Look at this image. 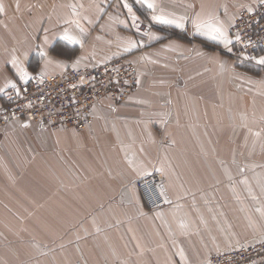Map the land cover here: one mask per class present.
I'll return each instance as SVG.
<instances>
[{
	"label": "crops",
	"instance_id": "crops-1",
	"mask_svg": "<svg viewBox=\"0 0 264 264\" xmlns=\"http://www.w3.org/2000/svg\"><path fill=\"white\" fill-rule=\"evenodd\" d=\"M260 1L157 3L189 16L204 3L227 22ZM73 3L84 5L78 9L83 48L57 37L65 27L79 34L75 24L60 23ZM0 4V28L10 29L0 30V87L9 79L22 82L13 55L30 74L45 69L39 46L67 65L50 64L47 73L64 71L80 57L83 65L122 54L139 68L136 92L123 103L99 101L87 129L0 131V264H185L181 248L186 264H205L213 253L264 240V217L255 210L264 205V84L257 83L264 81V67L234 61L222 44L197 34L191 21L183 30L153 22L151 11L136 2L139 31L120 0ZM96 5L105 11L98 14ZM149 31L160 39L150 40ZM129 39L140 46L125 52ZM125 152L152 174L163 164L171 204L148 208L136 186L144 176L128 166Z\"/></svg>",
	"mask_w": 264,
	"mask_h": 264
},
{
	"label": "built area",
	"instance_id": "built-area-1",
	"mask_svg": "<svg viewBox=\"0 0 264 264\" xmlns=\"http://www.w3.org/2000/svg\"><path fill=\"white\" fill-rule=\"evenodd\" d=\"M252 9V12H248L246 7L240 9L234 26L230 28L233 45L228 53L240 63L250 62L241 61V52L248 55H262L264 52V2L261 0ZM237 33L240 41L235 40ZM40 72L33 76L39 77ZM81 76L84 77L83 82L80 81ZM137 81V65L125 56L97 65L70 67L60 73H46L43 83L33 79L20 85L19 96L11 90L0 97V128L14 122L40 121L50 127L87 129L94 123V107L103 97L122 101L137 88ZM162 181L163 176L159 173L136 181L149 209L155 210L166 204L159 196ZM205 264H264V240L242 242L230 250L213 253Z\"/></svg>",
	"mask_w": 264,
	"mask_h": 264
},
{
	"label": "snow or ice",
	"instance_id": "snow-or-ice-1",
	"mask_svg": "<svg viewBox=\"0 0 264 264\" xmlns=\"http://www.w3.org/2000/svg\"><path fill=\"white\" fill-rule=\"evenodd\" d=\"M122 2H123V7L127 10V14L131 19V26L134 27L137 31H139L140 29V25L138 23L139 17L136 15L135 11L133 10L132 4L129 3L128 0H122ZM135 2L143 5L144 7H146L147 9L151 11L152 13L151 20L153 22L162 24V25L174 26L177 29L183 30L186 28L187 23L191 21L192 27L197 34H199L200 36L207 37L208 39L212 41H217L220 44H222L229 52L232 51L231 46L233 45V39L230 36L229 29L234 26V21L236 19L235 17H229V20L226 22L220 18L219 9L210 8L204 3L200 4L199 11H193L192 15L189 16L187 14L177 15L174 12H167L165 11L164 8L159 6V4L157 3V0H135ZM262 2H264V0H262ZM67 7L70 10L69 14L65 16V18L62 21H60V23L64 25L75 24L77 28L79 29V34H75L72 32L71 28L65 27L63 28L62 32L57 34V37L61 41L66 42L68 45H71V46L79 45L80 48H83L84 47V36L86 35V33L83 28L79 27V20L81 18V12L78 9H83L84 5L83 4L77 5L73 3V4L67 5ZM186 7L188 9H195L196 5L188 4ZM245 7H247L248 12L253 11V9L250 6H245ZM96 9H97L98 14H102L105 11V9L101 7L100 5H96ZM223 10H224L225 15H227V6H223ZM3 12H4V6L3 4H0V13H3ZM82 18L84 20H87L89 23H92V20L89 19L88 16L85 15ZM120 23L126 24V22L123 20H121ZM45 32H47V29H45ZM144 35L148 36L150 40L160 39L159 36H157L155 33L151 31L145 32ZM240 39H241L240 34L237 33L235 36V40L240 41ZM50 43L51 41L49 40L48 36L45 35L44 44L48 45ZM124 43H125V46H124L125 52L130 51L131 49H134L140 46L138 45L136 41L131 40V39L125 41ZM249 43H251V41H249ZM37 54L41 57L42 60H44V64H45V69L41 70V72L39 73V77H34L33 75H31L30 72L26 68H24L23 64L18 60V58L15 55L12 56L11 64L16 68V71L19 74V79L23 81L25 84L30 82L33 79H38L40 83H43L44 78L46 76L47 66L50 64L55 63L56 66L61 69H64L67 67V65L63 61H57V60L51 59L48 55V52L45 51V48L43 46L38 47ZM24 55L25 57H27L28 53L25 52ZM240 58H241V61H250V62L255 63L258 66L264 67V55H248L246 52H241ZM82 59H85V57H80L76 59L72 63L71 67L73 69L78 68ZM141 59H147V57H142ZM220 66H221V69L224 68L223 64H221ZM83 80H84V77L81 76L80 81L83 82ZM252 82L253 81L249 80V83H252ZM137 83H139V81H137ZM257 83L264 84V81H257ZM72 86L76 87V85H72ZM8 88L15 90L17 96L20 95V88L17 86V83L15 81L11 79L6 80L4 86L0 87V93L5 92V90ZM73 101H75L74 97H73ZM140 102L142 103V101ZM28 107H31V104H29ZM5 119H7V117H5ZM262 119H264V117H262ZM163 122L164 121H162V123ZM21 127L28 128L30 127V124L28 122H24L21 124ZM41 128H43V124H41ZM249 131L251 132V130ZM252 135L255 137H260L261 133L253 132ZM152 142L155 143L154 140H152ZM173 143L175 142L173 141ZM139 151L141 153H144V148L141 147ZM124 159L127 162L128 166L132 169V171L136 172L137 175L146 176V175L152 174L151 172L148 171L143 161L135 160L134 156L130 157L127 154V152H125ZM165 159H167V157H165ZM251 167L254 168L256 167V165H252ZM154 171L159 173L161 176L166 174L163 164H161L160 167H155ZM240 171L243 172L244 169L241 168ZM229 179H231V176H229ZM241 183L248 185V180L244 179L241 181ZM247 190L251 198L253 200H257V197L252 193L251 187H248ZM233 191H235L234 188H233ZM261 193L264 194V183H261ZM159 196L163 197L164 203L166 204L172 203V201L168 198L166 194V190L163 184L159 185ZM237 198L239 197L237 196ZM255 210L258 213H260L262 217H264V205L258 206ZM141 215H143V213H141ZM157 216L162 217L163 213L158 212ZM200 222L202 224H206V221H204L203 217L200 218ZM93 223H95V221H93ZM180 227L182 229H185L187 228V225L184 222H181ZM96 231L97 232L100 231L99 227L96 228ZM61 247H63V245H61ZM179 256H180L181 261H184L186 264V256L182 248L179 250Z\"/></svg>",
	"mask_w": 264,
	"mask_h": 264
},
{
	"label": "rangeland",
	"instance_id": "rangeland-1",
	"mask_svg": "<svg viewBox=\"0 0 264 264\" xmlns=\"http://www.w3.org/2000/svg\"><path fill=\"white\" fill-rule=\"evenodd\" d=\"M45 1H47V0H45ZM120 1H122V0H120ZM135 2V0H132V2H129V3H134ZM260 3V2H259ZM258 3V4H259ZM257 4V5H258ZM256 5V6H257ZM256 6H254V7H256ZM254 7H252V8H254ZM239 11V10H238ZM238 13V12H237ZM237 15V14H236ZM236 18V17H235ZM0 30H2L3 32H1V34L2 33H5V31H8V30H10V29H5V28H3V29H1L0 28ZM144 30V29H143ZM226 52V51H225ZM226 54L231 58V59H233V57H232V55H230L228 52H226ZM262 55H264V52L262 53ZM118 56H125V58L126 59H128V60H130V61H133L136 65H137V69H138V75H139V68H138V64L132 59V57L130 56V55H126V54H122V55H117V56H115V57H118ZM115 57H113V58H115ZM113 58H111V59H113ZM111 59H109V60H111ZM109 60H107V61H109ZM234 60V59H233ZM107 61H104V62H101V63H105V62H107ZM235 61V60H234ZM237 62V61H236ZM101 63H97V64H101ZM243 63H248V64H250V62H243ZM97 64H83V65H97ZM79 66H81V65H79ZM254 67H258L255 63H254V65H253ZM71 67V66H70ZM69 67V68H70ZM68 68V69H69ZM67 70V69H66ZM66 70H64V71H66ZM37 71H40V70H37ZM37 71H35V72H37ZM35 72H33L31 75H33ZM61 72H63V71H61ZM47 73V72H46ZM55 73H60V72H55ZM24 82L22 81V82H20V83H18L17 84V86L19 87L20 85H22ZM138 87H139V83H138V85H137V88L130 94V95H128V96H126L122 101H116L117 103H123V102H126L133 94H134V92H136V90L138 89ZM11 90H13V89H11V88H9V89H7L5 92H3V93H1L0 94V97H2L4 94H7L9 91H11ZM103 99H105V100H112V101H115L114 99H112V98H109V97H103ZM103 99H101L100 101H102ZM115 102V103H116ZM24 123V122H23ZM29 124H30V127H28V128H22L21 127V124H22V122H18V124H14V125H11V126H9L8 127V125H6V126H4V127H2V128H0V131L1 132H5V131H8V132H18V131H20V130H24V131H30V132H36V131H44V130H52L53 128H59V127H50V126H48V125H46L45 123H43V122H40V121H38V122H28ZM41 124H43V128H41ZM84 130V129H83ZM3 146V145H2ZM1 146V141H0V148L2 147ZM25 148H31V147H25Z\"/></svg>",
	"mask_w": 264,
	"mask_h": 264
}]
</instances>
